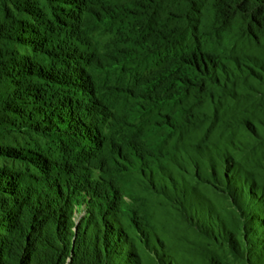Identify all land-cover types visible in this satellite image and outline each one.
<instances>
[{
    "label": "trees",
    "instance_id": "obj_1",
    "mask_svg": "<svg viewBox=\"0 0 264 264\" xmlns=\"http://www.w3.org/2000/svg\"><path fill=\"white\" fill-rule=\"evenodd\" d=\"M0 264H264V0H0Z\"/></svg>",
    "mask_w": 264,
    "mask_h": 264
},
{
    "label": "rangeland",
    "instance_id": "obj_2",
    "mask_svg": "<svg viewBox=\"0 0 264 264\" xmlns=\"http://www.w3.org/2000/svg\"><path fill=\"white\" fill-rule=\"evenodd\" d=\"M123 198H124V200L127 201V202H130V201H131L130 198H129V196H127V195H126L125 197H123Z\"/></svg>",
    "mask_w": 264,
    "mask_h": 264
}]
</instances>
